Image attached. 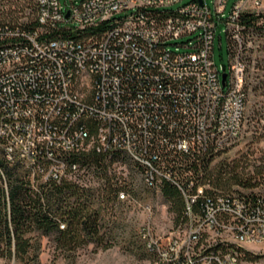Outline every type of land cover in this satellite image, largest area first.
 Returning a JSON list of instances; mask_svg holds the SVG:
<instances>
[{"label": "built area", "instance_id": "2783aa9c", "mask_svg": "<svg viewBox=\"0 0 264 264\" xmlns=\"http://www.w3.org/2000/svg\"><path fill=\"white\" fill-rule=\"evenodd\" d=\"M69 1L65 8L60 0H35V30H1L7 157L16 153L33 172L60 179L64 153L122 150L145 186L167 180L184 198L187 219L178 233L164 246L147 241L155 264H254L240 247H264V197L209 192L181 171L187 159L216 153L242 133L245 81L264 62V0H235L227 15L228 0H214L215 15L205 0ZM216 20L228 39L226 86L213 57ZM184 36L191 38L173 42Z\"/></svg>", "mask_w": 264, "mask_h": 264}, {"label": "trees", "instance_id": "16d2710c", "mask_svg": "<svg viewBox=\"0 0 264 264\" xmlns=\"http://www.w3.org/2000/svg\"><path fill=\"white\" fill-rule=\"evenodd\" d=\"M34 6L35 11L29 15L34 18L31 20L28 17L27 21H21L25 16L23 6L17 5V9L0 11V44L7 40L2 29L33 31L38 27L36 2ZM103 25L104 23L94 31L102 30ZM69 33L79 36L75 32ZM85 124L90 135H96V124L91 120H86ZM214 155L215 153L209 152L187 159V166L181 171L182 174L186 172V175L206 183L211 175L207 169ZM61 157L66 164L64 175L60 179L51 176L44 178L43 173L33 172L27 167L16 153L9 159L0 143V257L37 264L43 237L50 238L55 248L66 253L88 244L102 249L112 244L107 215L114 202L121 200V186L115 173L111 172V167L128 156L119 149L97 150L95 146H90L64 153ZM37 161L43 166L48 164L42 157ZM73 164H76L77 171L83 169L84 173L91 172L98 181L97 185L92 184L89 178L86 180L84 173L75 174ZM200 172L204 177H199ZM68 175H72V178ZM233 183L235 181L227 178L221 184L222 187L229 188ZM214 184L220 186L218 181ZM159 185L165 198L174 205L178 221L184 223L187 215L179 188L167 180ZM214 191L223 192L209 189V192ZM223 193L252 201L257 198L239 193ZM195 210H198L197 204Z\"/></svg>", "mask_w": 264, "mask_h": 264}, {"label": "rangeland", "instance_id": "374dc122", "mask_svg": "<svg viewBox=\"0 0 264 264\" xmlns=\"http://www.w3.org/2000/svg\"><path fill=\"white\" fill-rule=\"evenodd\" d=\"M35 0H0V11L17 9L23 6L25 16L21 21H27L34 10ZM215 15L214 0H205ZM235 0H228L224 14L227 15ZM68 8L69 0H60ZM180 3L172 6L175 8ZM20 14V13H19ZM34 18L32 15L29 17ZM216 34L213 46L215 64L221 68L228 66V39L224 31L225 23L216 20ZM71 23L61 22L58 26H71ZM191 36H184L173 42L187 41ZM175 50L176 45H169ZM180 51L186 48L179 47ZM246 102L244 122L241 135L220 151H217L208 166L211 175L206 179L207 189L221 190L228 193H239L253 197H264V62L258 70L249 73L245 81ZM118 179L120 191L126 198L115 201L108 216L110 222L112 244L102 249L93 244L66 253L55 248L48 237L41 239V250L37 264H155L157 256L147 249V241L166 245L174 237L183 222H179L174 205L165 198L160 185L147 187L141 177L140 168L128 157L115 162L111 167ZM84 170L75 174L82 175ZM86 180L97 185L98 181L91 172L84 173ZM199 177H204L200 172ZM72 178V175H68ZM235 181L229 188L222 187L225 179ZM220 186L215 185L216 182ZM146 235V237L144 236ZM241 252L254 264H264V247L260 244L244 243ZM0 264H27L15 259L0 257Z\"/></svg>", "mask_w": 264, "mask_h": 264}, {"label": "water", "instance_id": "95a60500", "mask_svg": "<svg viewBox=\"0 0 264 264\" xmlns=\"http://www.w3.org/2000/svg\"><path fill=\"white\" fill-rule=\"evenodd\" d=\"M199 2L201 3L202 0H199ZM66 17L69 16V11H67V13L65 14ZM221 83L222 86H226V82H227V77H228V72H227V66L226 64H222L221 66Z\"/></svg>", "mask_w": 264, "mask_h": 264}]
</instances>
